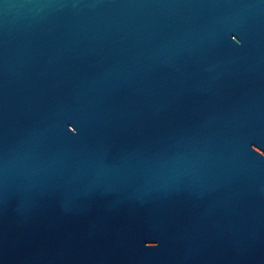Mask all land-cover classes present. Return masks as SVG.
Returning a JSON list of instances; mask_svg holds the SVG:
<instances>
[{"label": "water", "instance_id": "water-1", "mask_svg": "<svg viewBox=\"0 0 264 264\" xmlns=\"http://www.w3.org/2000/svg\"><path fill=\"white\" fill-rule=\"evenodd\" d=\"M0 264H264V0H0Z\"/></svg>", "mask_w": 264, "mask_h": 264}, {"label": "clouds", "instance_id": "clouds-1", "mask_svg": "<svg viewBox=\"0 0 264 264\" xmlns=\"http://www.w3.org/2000/svg\"><path fill=\"white\" fill-rule=\"evenodd\" d=\"M240 43V41H237V44H239Z\"/></svg>", "mask_w": 264, "mask_h": 264}]
</instances>
